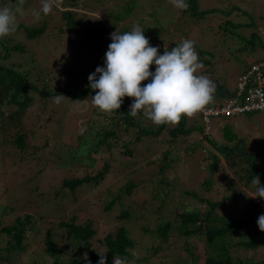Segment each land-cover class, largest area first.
Segmentation results:
<instances>
[{"label":"rangeland","instance_id":"obj_1","mask_svg":"<svg viewBox=\"0 0 264 264\" xmlns=\"http://www.w3.org/2000/svg\"><path fill=\"white\" fill-rule=\"evenodd\" d=\"M6 1L8 0H0V7ZM132 1L80 0V6L76 9L77 26L69 31L67 21L60 12L62 4L49 15L42 14L39 20H35L31 16V10L39 9L40 0H25L24 7L28 15L18 17V25L40 27L45 22L46 32L29 41L22 29L9 35L14 43H24L27 50L23 57L15 55L12 61L21 59L24 67L33 69L34 79L39 87H71L68 91L74 93L73 97L63 94L65 99L59 105L51 97L43 99L39 94H33L34 101L24 110L21 120L24 128H37L38 132L29 136L30 145L25 151L11 149L7 145L8 137L5 133H0V215L6 205L7 195L13 193L17 210L12 217L33 215L31 223L36 225L32 231L38 234L31 238L28 233L27 239L31 238L30 241L26 240L28 248L25 254L28 257L24 255L21 264H52V258L43 250L44 236L49 230L64 232L60 224L68 216L75 217L77 223L92 221L97 231L92 245L100 253L105 252V236L125 227L140 252V249L150 247L157 250L151 256L152 264H204L207 257L205 237L186 236L177 230L183 213L194 210L205 213L209 207L206 200L202 199H207L219 203L216 208V215L219 216L234 219L248 216L257 224L258 217L264 215V199L251 198L255 191L251 180L259 177L261 185H264V112L211 119L208 126L200 113L192 118L182 117L184 128L193 129L187 136L171 134L172 130L180 127L181 121L175 126L163 125L160 135L140 139L137 138L139 134L136 130L109 125L117 132L110 140V143H117L113 154L97 155L95 166L79 172L73 170L74 165L65 160V150L73 149L76 141L79 155L89 154L95 147V134L98 136L97 132L100 131L97 130L98 124L94 128L86 126L89 117L95 119L101 112L92 106L90 97H87L85 103L76 96L80 95L82 83L86 80L82 74L87 69L86 63L93 61L94 57L110 45L106 44V40L111 38L112 33L118 30L130 31L133 25L139 24L150 45L159 48V54H163L165 44L171 50L186 38L194 41L200 60L205 65L201 74L207 75L216 85L214 99L209 105H221L228 99L221 95L219 85H225L226 89L235 92L238 79L246 69L264 59V0H197L201 11L218 9L216 12L206 11L202 16V13H198L197 18L192 12L191 0H186L189 5L186 10L176 9L169 0H135L137 5H129ZM12 3L15 4L13 1ZM127 5L136 7L126 16ZM233 7H236L235 10ZM101 25H104L101 29L107 34L106 38L96 32ZM206 54H211L214 59L210 62L203 61L202 59L208 58ZM32 58L35 62L27 65ZM150 70L155 72L154 64ZM145 84L146 81L142 86ZM76 101L81 102L76 104ZM3 109L5 112H12L14 108L5 104ZM106 117L108 119L113 116ZM103 119L108 121L100 118L102 121ZM21 120H18L16 114L9 116L11 125L21 123ZM141 125L153 130L160 126L147 121L145 117ZM225 125H232L234 132L245 137L249 150L256 155L239 172L235 168L239 162L238 153L231 157L234 159L231 161L234 163L233 167L229 159L223 157L218 162L214 176L210 178L208 165L213 161V154L208 149L207 152L204 151L201 142L196 144L202 136L201 130L208 129L210 139L219 146L224 145ZM56 128L62 129V137ZM47 142L49 143L46 145ZM126 143H129L128 148L125 147ZM191 145L196 147L190 148ZM126 149H130L132 155L125 154ZM213 149L214 152L218 151ZM164 161H168L170 165L163 173H159V167ZM252 163L258 172L255 175H252L255 171ZM129 164L134 165L128 167ZM105 165H109V171L99 186L82 185L74 195H55L57 189L63 192V177L74 179L78 176H94ZM69 166L72 170L67 173L65 168ZM113 167L119 170L118 174L115 175ZM192 169L194 172H191ZM209 178L211 180L207 186L205 182ZM129 179L137 183L140 180L146 181L134 190V194L122 195L121 202H115L108 210L107 202L109 204L111 196H108L106 189L127 185ZM64 190L69 191L67 188ZM187 191L192 194L187 195ZM129 200L137 201L139 206L137 204L133 207L135 212L130 219H120ZM254 201L257 208L249 206ZM143 202L147 206L146 203L141 205ZM168 223L173 228L167 242L158 236L157 229ZM249 228L238 231L239 234H244L243 239L242 236L232 238V253L239 260L251 259L257 263L264 259V232L260 231L258 224L257 227L255 225ZM57 240L63 246L64 240ZM235 240L237 243L245 240L260 244L256 249L235 248Z\"/></svg>","mask_w":264,"mask_h":264},{"label":"trees","instance_id":"obj_2","mask_svg":"<svg viewBox=\"0 0 264 264\" xmlns=\"http://www.w3.org/2000/svg\"><path fill=\"white\" fill-rule=\"evenodd\" d=\"M12 1L14 3L17 2V0ZM79 1L80 0L61 1L63 9L60 12H62L64 20L67 21L69 31L77 26L76 16L78 14L76 15V9L80 6ZM7 2L8 1H6L5 3ZM191 2L192 4H190V6L192 7L191 9L193 14L196 15V18L198 17V13H202L200 14V16H202L206 11L216 12L218 10L208 9L201 11L199 10L200 7L197 0H191ZM132 4L137 5V1L135 2V0H133L129 5ZM129 5L125 7L127 13L126 16L130 14L136 7V5L132 7H129ZM69 8L75 10L70 11ZM234 8L236 7H233V9ZM102 27H104V25H101L96 30V32L97 34L106 38L107 34L103 29H101ZM21 29L25 31L24 36H26V40L29 41L43 36L46 32L47 25L45 22H43L40 27H23V25H19L17 30ZM107 43H112L111 38L106 40V44ZM108 50L109 46L106 47L100 55L94 57L93 61L86 63L87 69L83 70L82 72L86 80L82 83V89L79 93L80 95L76 96V98H81L85 103L87 101V97L95 95V92H93L89 87L88 77L90 74L96 71L97 67L105 66L106 52ZM25 52H27V50L24 43H14L9 36L0 39V133L3 132L8 137L9 143L7 145L11 149L24 151L26 150L27 146L30 145L29 136H34V134L38 132L37 128H24L21 120V115L24 110H26L34 101L33 94L37 93L43 99L63 94H68L72 97L74 95V93L68 91L69 88L72 89L71 87L65 89L55 87L52 88V86L49 85L43 86L42 88L39 87L35 82L33 69L24 67L25 65L21 63V59L19 61H12V58L15 59V55L23 57V54ZM205 56L208 57L206 59H202L205 62H210L214 59L212 58L211 54H206ZM32 62H35L34 58H32L31 62L27 63V65ZM36 80L38 79L36 78ZM146 82L148 83L149 81ZM132 99L133 98L125 97L121 108L116 112L110 113V115L105 113L100 114L101 117L105 119H107L106 116H113L107 119V122H110L108 124L104 119L103 121L100 120V115L95 119L89 117L88 125L86 127L94 128L98 124L97 130L100 131L97 132L98 136L97 134H95V138L97 139L95 141V147L91 149L92 151L89 154L86 153L79 155L80 151L78 150V141H76V145L73 149L69 148L68 150H65L66 154L64 157H67V159H64L70 162V164L74 165L73 170L79 172L82 169H89L92 166H95L97 155L104 156L106 154H113V150L117 147V143H110V140L117 135V132L115 130H112L109 125L123 126L124 128H126V130H128L129 128L131 130H136V133L138 132L139 134V136L137 135L138 139H140L141 137L157 136L161 134L164 127L163 125H160L157 130H153L149 127H142L141 124L144 117L142 113L138 114V116L135 118L131 117L128 114L130 105L132 104ZM5 104L12 105V107L14 108L13 111L5 112L3 109ZM14 114L17 115L18 120H21V123L18 122L16 125H11L9 123V116ZM184 126L185 124L182 119L180 127L172 130L171 134H173L174 136H178V134L187 136L188 134H191L193 132V129H185ZM224 127L225 128L223 135L226 137V143L224 145L219 146L218 143L216 144L214 140L210 139V134H204V130H201L200 134H202V136L200 138V141H198L196 144L198 145V143L201 142L203 149L206 152L208 149L209 152L213 154V161L208 165V172L211 175L210 178L214 176L218 167V162L223 157L229 159L231 166L233 167L234 163L231 162L233 159L231 157H233L234 154L238 153L239 162L235 168L236 171L239 172L243 170L242 167H244L245 163L247 161L253 160L256 155V153L249 150V145L245 137L239 136L237 132H234L232 130V125H225ZM56 131L58 133L60 132V137H62V129L56 128ZM205 142L209 143L211 146L206 145ZM48 143L49 142H47L46 145ZM128 146L129 143H126L125 147L128 148ZM192 146L193 148L196 147L195 145H191L190 148ZM213 148L218 149V151L214 152ZM124 153L127 155H132L133 152L130 149H126ZM187 155H189L188 152ZM164 158L166 160V157ZM129 165L130 166L128 167H131L134 164ZM169 165L170 163L168 161H164L159 167V173H163V170ZM117 168H119V166H117ZM117 168H112V170L115 172V175L119 172ZM65 169H67V173L72 170L70 166ZM253 169H255V171L252 172V175L257 174L258 172L254 165ZM108 171L109 165H105L103 166V170L99 171L94 176L88 175L84 178H80L78 176L74 179L69 176L63 177L61 181L63 192H61L60 189H57L55 195L61 196L63 193L65 195L64 197H66L68 193L74 195L76 189L82 185H93L94 187L96 185L99 186L106 178V174L108 173ZM191 172H194V170L192 169ZM71 173L73 172L71 171ZM210 178L205 182V185L209 186L211 180ZM143 181L146 180H140L137 183L135 181L132 182L131 179H129L127 185L121 186L120 188L118 187L119 189L108 187L106 189V192L108 196L111 197L109 204L107 202L106 208L110 210L115 202H121L122 195L128 194L130 196L134 194V190L137 189L140 185L142 186ZM194 181H196V179H194ZM64 188H67L69 191L65 192ZM186 194L191 195L192 192L187 191ZM159 199L160 198L158 195V200ZM202 200H206L209 209L205 213H200L196 210H194L193 212L183 213L181 215V217L183 218V223H180L177 230L181 234H184L186 236L200 235L205 237L207 257L204 264H264V259L258 261L257 263H255L251 259L242 261L236 258L232 253L234 247L231 241L232 238H241L242 236L243 239L244 236V234H239L238 231L249 230L250 226L256 225L257 227V224L253 223L251 217L247 216L245 218L234 219L227 216L216 215V208L219 206V203H214L207 199ZM148 202L150 201H147V203ZM145 203L146 202H143L141 203V205H145ZM137 204L139 206V203L137 201L129 200L127 208L122 210L119 218L130 219L135 212L133 210V207ZM121 205L123 207V204ZM3 209L4 210L0 215V263L21 264L20 261L23 260V256L26 255V249L28 248V243L26 242V240L30 241L32 237H36L38 235L36 232L32 231L34 230L36 225L35 223H31L34 216L31 214H25L23 216L24 218L20 216L15 218L12 217L13 213L17 210V205L14 206L13 202V193L12 195H7L6 205L3 207ZM11 217L12 219H10ZM60 226L64 229V232L56 233L49 230L45 234L43 240V250H45L48 256L52 258V264H98V261L100 259L98 253L100 252H98V250L92 245V240L97 234L92 221L88 220L85 223H77L75 217L68 216V219L62 222ZM170 230V226L167 227L166 230H164L161 225L157 229L158 236L162 237L164 241L168 242L170 238ZM28 233L31 235L30 239H27ZM57 238L64 240L63 246L58 242ZM235 242L237 243L236 240ZM259 244L260 243L258 242H247L243 240L242 243H237V246L235 248L239 247L245 249H256L259 247ZM104 246L105 252L100 254L106 255V264H113L114 256L125 258L127 264H152L151 256L157 253L156 249L153 250V248L150 247L140 249L143 253L142 254L137 249L136 242L129 236V233L125 227H120L114 234H107L104 238ZM85 253H87V260L84 259ZM26 257L28 256L26 255Z\"/></svg>","mask_w":264,"mask_h":264},{"label":"clouds","instance_id":"obj_3","mask_svg":"<svg viewBox=\"0 0 264 264\" xmlns=\"http://www.w3.org/2000/svg\"><path fill=\"white\" fill-rule=\"evenodd\" d=\"M169 3L181 10L189 6L186 0H169ZM24 4L25 0H17L15 4L8 0L0 7V39L15 33L19 26L18 17L28 15ZM60 6L61 0H40L39 9H32L31 16L39 20L42 14L47 16ZM111 40L105 66L97 67L88 77L89 87L95 92L90 97L91 104L99 112H116L128 97L133 98L128 112L131 117L142 113L154 125L175 126L182 117H194L213 101L216 85L207 75L201 74L205 65L191 39H184L171 50L165 44L163 54H159V48L151 46L144 30L135 24L130 31L112 33ZM153 64L154 73L150 70ZM144 81L149 82L142 86ZM51 99L59 105L65 97L56 95ZM204 134H209L208 129ZM251 185L255 189L251 198L264 199V185L259 177H254ZM257 224L264 232V215L258 217ZM169 226L173 228L171 223L162 227L166 230ZM98 255V264H106V255ZM84 259H88L87 253ZM113 264H127V261L114 256Z\"/></svg>","mask_w":264,"mask_h":264},{"label":"built area","instance_id":"obj_4","mask_svg":"<svg viewBox=\"0 0 264 264\" xmlns=\"http://www.w3.org/2000/svg\"><path fill=\"white\" fill-rule=\"evenodd\" d=\"M264 112V59L253 63L237 82L233 97L221 105H208L200 112L208 126L211 119Z\"/></svg>","mask_w":264,"mask_h":264},{"label":"crops","instance_id":"obj_5","mask_svg":"<svg viewBox=\"0 0 264 264\" xmlns=\"http://www.w3.org/2000/svg\"><path fill=\"white\" fill-rule=\"evenodd\" d=\"M219 89L221 90V95L227 96L228 98L232 97L234 92L226 89L225 85H219Z\"/></svg>","mask_w":264,"mask_h":264},{"label":"water","instance_id":"obj_6","mask_svg":"<svg viewBox=\"0 0 264 264\" xmlns=\"http://www.w3.org/2000/svg\"><path fill=\"white\" fill-rule=\"evenodd\" d=\"M250 205H253V206H254V208H256V207H257V205H255L254 203H250Z\"/></svg>","mask_w":264,"mask_h":264}]
</instances>
